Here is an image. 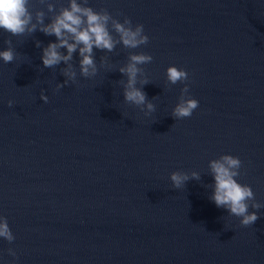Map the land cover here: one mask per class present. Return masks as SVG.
Segmentation results:
<instances>
[{
	"label": "water",
	"instance_id": "1",
	"mask_svg": "<svg viewBox=\"0 0 264 264\" xmlns=\"http://www.w3.org/2000/svg\"><path fill=\"white\" fill-rule=\"evenodd\" d=\"M89 4L142 23L149 43L94 49L113 67L56 91L64 65L45 68L35 45L56 38H12L20 59L0 61V215L16 239H0V255L12 259L5 250L14 247L17 264H264V208L241 227L204 187L208 159L230 153L243 161L239 181L264 202V0ZM129 51L153 56L143 65L149 117L123 101L115 67ZM169 64L190 74L199 101L190 118L170 115L182 85L166 84ZM178 169L201 180L174 190L168 174Z\"/></svg>",
	"mask_w": 264,
	"mask_h": 264
},
{
	"label": "clouds",
	"instance_id": "2",
	"mask_svg": "<svg viewBox=\"0 0 264 264\" xmlns=\"http://www.w3.org/2000/svg\"><path fill=\"white\" fill-rule=\"evenodd\" d=\"M43 7H35L33 0H0V32L7 33L0 47V61L4 64H16L20 53L13 42V37L33 36L40 31L47 36H54L55 41L43 45L35 40L41 48L40 59L45 68L59 69L65 78L63 83L56 82V91L68 85H79V78L93 79L101 68L113 67L109 57L102 55L96 60L95 50L112 53L117 46L134 50L149 43L150 37L142 23L123 13L113 14L107 8H94L89 0H38ZM63 50V51H62ZM74 53L79 57L74 62ZM153 56L144 51H129L126 60L115 67L123 75L118 80L125 104L139 109L145 117L156 111L153 98L149 99L143 86L150 83L143 65L150 64ZM168 86L181 84L176 103L170 110L175 121L190 118L199 108V101L190 91L191 77L184 67L169 64L165 69ZM39 98L47 103L49 98L42 89ZM9 108L15 102L7 101ZM243 161L236 155L221 153L207 161V174L212 183L204 185L210 188L208 198L218 207L227 210L229 218H236L241 227H251L260 217L264 202L256 199L252 187L239 181L243 174ZM168 178L174 190L184 189L189 180H201V173L196 170H173ZM253 209L254 211L250 210ZM0 239L12 244L16 237L11 230L7 217L0 215ZM6 253L10 260L3 264H17L18 253L14 247H8Z\"/></svg>",
	"mask_w": 264,
	"mask_h": 264
}]
</instances>
